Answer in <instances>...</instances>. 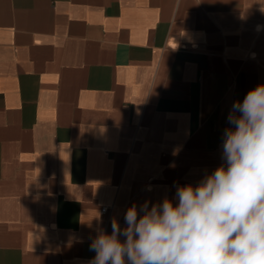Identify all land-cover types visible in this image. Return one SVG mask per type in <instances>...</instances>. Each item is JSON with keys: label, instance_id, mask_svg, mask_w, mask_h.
Wrapping results in <instances>:
<instances>
[{"label": "crops", "instance_id": "obj_1", "mask_svg": "<svg viewBox=\"0 0 264 264\" xmlns=\"http://www.w3.org/2000/svg\"><path fill=\"white\" fill-rule=\"evenodd\" d=\"M261 83L264 0H0V264H86L223 162Z\"/></svg>", "mask_w": 264, "mask_h": 264}, {"label": "clouds", "instance_id": "obj_2", "mask_svg": "<svg viewBox=\"0 0 264 264\" xmlns=\"http://www.w3.org/2000/svg\"><path fill=\"white\" fill-rule=\"evenodd\" d=\"M222 163L174 198L133 203L86 264H264V83L232 104Z\"/></svg>", "mask_w": 264, "mask_h": 264}, {"label": "built area", "instance_id": "obj_3", "mask_svg": "<svg viewBox=\"0 0 264 264\" xmlns=\"http://www.w3.org/2000/svg\"><path fill=\"white\" fill-rule=\"evenodd\" d=\"M103 210L105 211V210H106V208H103Z\"/></svg>", "mask_w": 264, "mask_h": 264}]
</instances>
